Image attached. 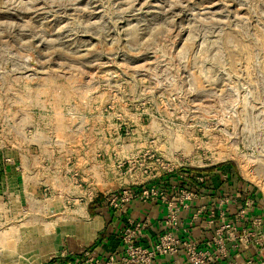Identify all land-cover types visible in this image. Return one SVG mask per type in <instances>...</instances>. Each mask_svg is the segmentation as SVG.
<instances>
[{"label":"rangeland","instance_id":"rangeland-1","mask_svg":"<svg viewBox=\"0 0 264 264\" xmlns=\"http://www.w3.org/2000/svg\"><path fill=\"white\" fill-rule=\"evenodd\" d=\"M79 152L113 187L121 159L156 153L230 164L264 198V0H0V168L64 157L78 186ZM19 191L0 184L1 263L79 195Z\"/></svg>","mask_w":264,"mask_h":264},{"label":"built area","instance_id":"built-area-1","mask_svg":"<svg viewBox=\"0 0 264 264\" xmlns=\"http://www.w3.org/2000/svg\"><path fill=\"white\" fill-rule=\"evenodd\" d=\"M131 158L117 163V173L126 178L106 194L107 203L116 210L133 200L162 203L167 211L163 232L151 247L143 246L137 238L145 225L129 220L121 232V255L104 260L85 251L79 264H155L158 258L179 255L185 264H264V198L255 197L252 186L218 166L187 165L179 155L166 159L145 153L139 161ZM99 195L88 193L92 198ZM198 227L209 230L210 236L197 239L193 229ZM77 263L69 259L63 264Z\"/></svg>","mask_w":264,"mask_h":264},{"label":"crops","instance_id":"crops-1","mask_svg":"<svg viewBox=\"0 0 264 264\" xmlns=\"http://www.w3.org/2000/svg\"><path fill=\"white\" fill-rule=\"evenodd\" d=\"M81 154L82 152L78 153L79 169L82 166L85 172L81 173L88 176L87 182L79 183L78 186H74V182L78 181L75 175L70 176L69 163L64 157L62 159L58 157L60 167L56 171H52L49 167H41V169L37 168L32 173L28 172L25 175L24 172H20L19 168H14L12 165H7V169L0 168L2 187L9 186L12 189L15 188L16 191L22 189V195L30 202L33 201V192L38 191L42 196L47 195L45 191H49L51 197L58 199L57 202L60 205L66 203L71 193L72 195L74 193L79 194H76L78 196L74 199L72 209L58 213L56 217L53 216L54 218L48 217L47 221L54 222V229L46 231L41 236V243L35 249L32 245L33 242H30L26 252H24L25 262H21V264L32 260L37 264H63L69 259H74L79 264L85 251H90L104 260L111 255H121L124 249L121 232L129 225V220L145 225L142 234L137 238V242L143 246L151 247L163 232V219L167 211L162 203L133 200L122 210L110 207L107 203L106 194L117 190L121 183L117 185L118 187H113L115 183L110 181L107 171H104V174L101 172L100 177H96L94 172V168L97 166L96 156L93 152H87L84 155L88 159L86 161V158ZM82 158L84 159L83 162ZM124 178H126L124 174L120 175V182H123ZM22 179L23 184L21 183ZM161 180L163 179L154 182L159 183ZM96 184L102 185L103 190L106 191H99L98 197H89V191L95 190ZM49 201L52 204L51 198ZM49 207L58 210V207ZM193 233L197 239L202 241L211 234L209 230L204 229L202 231L199 227L194 228ZM64 253H72V256L68 257ZM9 255L10 258H5V260H10L11 264H17L16 255L10 253ZM3 263L10 264L9 262ZM3 263L0 262V264ZM155 264H185V259L181 255L161 257Z\"/></svg>","mask_w":264,"mask_h":264},{"label":"trees","instance_id":"trees-1","mask_svg":"<svg viewBox=\"0 0 264 264\" xmlns=\"http://www.w3.org/2000/svg\"><path fill=\"white\" fill-rule=\"evenodd\" d=\"M218 169L222 172H228V173H231L233 174V169H232V166L230 164H221L218 166ZM253 195L255 197H257L258 199L262 200V195L259 193V191H257V189L254 188L253 190Z\"/></svg>","mask_w":264,"mask_h":264}]
</instances>
